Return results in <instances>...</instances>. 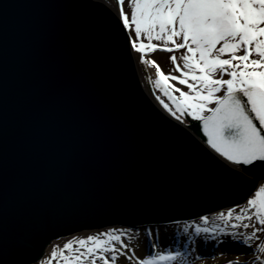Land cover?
Masks as SVG:
<instances>
[{"label":"water","instance_id":"water-1","mask_svg":"<svg viewBox=\"0 0 264 264\" xmlns=\"http://www.w3.org/2000/svg\"><path fill=\"white\" fill-rule=\"evenodd\" d=\"M129 37L100 0H0V264L85 229L195 220L264 184L149 78L148 94Z\"/></svg>","mask_w":264,"mask_h":264},{"label":"snow or ice","instance_id":"snow-or-ice-1","mask_svg":"<svg viewBox=\"0 0 264 264\" xmlns=\"http://www.w3.org/2000/svg\"><path fill=\"white\" fill-rule=\"evenodd\" d=\"M129 3L130 14L125 13V0H117L122 24L132 33L129 40L137 53L184 50L179 57H169L180 75L165 74L155 60L141 56L143 63L155 67V85L175 106V111L161 100L164 108L177 120L189 116L202 122L206 143L228 161L246 166L264 165V0H129ZM170 81H177L187 90ZM246 204L250 214L241 208L235 220L255 219L259 227L244 238V243L261 239L257 234L264 233V184ZM233 211L220 214L226 225L232 220ZM200 220L208 224L209 218L202 216ZM242 226L252 227L248 223ZM194 231L215 233L217 228H201L196 224ZM127 234L113 229L68 240L53 247L48 264L53 261L116 264L118 256L135 259L137 264H180V258L187 255L169 250L154 252L146 258L135 257L134 250L122 240ZM148 235L152 236L151 230ZM233 238H237L235 234ZM256 249L264 253V244H257ZM257 262L264 264V256L254 253L251 264ZM227 264H248V261L237 258Z\"/></svg>","mask_w":264,"mask_h":264},{"label":"bare ground","instance_id":"bare-ground-1","mask_svg":"<svg viewBox=\"0 0 264 264\" xmlns=\"http://www.w3.org/2000/svg\"><path fill=\"white\" fill-rule=\"evenodd\" d=\"M100 1L104 2L107 6H109L119 16V13H118L119 10L116 6V2H117L116 0H100ZM133 57H134L136 68H137L138 74L140 76L141 82L143 84V87L145 88V90L149 94L147 79L149 78L150 82L154 85L155 80L157 79L156 73L153 70H151V69L149 70V68L145 67L144 63L138 62L134 53H133ZM156 95L160 100H162V97L159 95V93H156ZM151 97L153 98L152 95H151ZM181 120L183 121V123L185 125H188L189 121H185V119H181ZM242 207L243 206L237 207L236 210L238 211V209H240ZM228 210H230V209H228ZM228 210L213 212L212 214L206 216L209 218V221H210L212 228L223 229V227L226 224H224L220 221L221 220L220 214L226 213ZM231 210H234L233 214L236 213L235 208H231ZM233 218H235V217L233 216ZM176 222H177L176 224L173 223V226H174V229L176 232L178 229L180 230L183 228V226H186L185 221H183V220L179 219ZM236 222L237 221L235 220V223ZM239 222H241V221H239ZM193 223L194 224L187 226L188 233L190 234V236L186 237V239L184 237L182 239H180V242H179L180 245H178L179 248L177 250L183 251L182 253L187 254L186 256L180 258V264H183L184 261H186V264H227V262L229 260H235L237 258H239V260H241V261H248V262L252 261L253 254L255 252L253 254L247 253V252L241 253L240 251H241L242 247L240 246L241 245L240 241H238L239 238L236 236L237 238L234 239L233 235L230 236L229 232H227L226 230H224L223 232H220V230H217L218 237L215 238V241H212L209 243L205 242V244H206V245H204L205 248L203 247L202 243H199V244L195 243L194 241L197 239V238H194L195 237L194 229H195L196 223L195 222H193ZM228 223L234 224L233 220H230ZM232 224H230V225H232ZM110 226H112V225H110ZM110 226H108V227H110ZM125 227H127V225H125ZM239 228H240L239 230L242 233L247 232L244 227L243 228L239 227ZM94 229H96V228H94ZM130 229H131V227H130ZM148 229L151 230V232H152L151 237H149V235H146V233L144 234V232L142 230L140 231L137 228H134L132 231V233L134 235L133 234H132V236L125 235L122 237V240L124 241V243L128 244L129 247L134 250L135 257L146 258L149 255H151L150 253H151L152 249H153V251L154 250L155 251L161 250V247H159V242L160 241L163 242V239H165V237L163 235L168 234V233H166V232H168L167 229H169V231H172V228H170L169 226H162V225L152 226ZM250 230L252 232L254 229H250ZM248 232H249V230H248ZM177 234L179 235V237H178V239H179L182 235L179 232H177ZM199 235H200V233H199ZM219 236H221L224 241L221 238H219ZM190 237H191V239H190ZM189 240H190V242H188ZM253 240H255V239H253ZM253 240H251V241H253ZM53 241H55V240H53ZM197 241H200V239L198 238ZM221 241H223V243ZM184 242H186V243H184ZM168 243L172 244L173 242L171 241V239H169ZM188 243H189V245H188ZM153 244H155L157 246L155 249L152 248ZM182 244H184V245H182ZM173 245L176 246L175 243H173ZM76 246L78 247V245H76ZM217 246H219V248ZM222 246L228 247V249L230 251H228L227 253H223V254L216 253L218 250H220V248ZM184 248L186 250L189 249V250H187L188 252H185ZM215 250H216V252H214ZM234 250H237V251H234ZM125 251H127V250H125ZM171 251H175V250L171 249ZM201 251H204V253L208 256L207 257H200L199 259L196 260L198 253ZM213 252H214V254H213ZM129 254L131 255V253H129ZM255 255L264 256V253L258 252V254L255 253ZM199 256H202V254L200 253ZM53 262H55V261H53ZM98 264H103V261H98ZM116 264H137V262L135 259L127 260L124 256H118ZM162 264H169V262H162ZM171 264H178V262H171ZM257 264H259V262H257Z\"/></svg>","mask_w":264,"mask_h":264},{"label":"rangeland","instance_id":"rangeland-1","mask_svg":"<svg viewBox=\"0 0 264 264\" xmlns=\"http://www.w3.org/2000/svg\"><path fill=\"white\" fill-rule=\"evenodd\" d=\"M116 6H117V8H118V10H119V6H118V4H117V2H116ZM124 10H125V13H128V14H130V3H129V0H125V4H124ZM118 13H119V16H120V11H118ZM120 18L122 19V17L120 16ZM128 30V29H127ZM128 32H129V36H131L132 35V33L128 30ZM145 42H147L146 40H145ZM154 43H157V44H159V43H161V42H158V41H153ZM132 51H133V53H134V55H135V57H136V59H137V61L138 62H142L143 63V61H142V59H141V56L143 55V57H144V59H147V60H155L158 64H159V66H160V68H161V70L165 73V74H169V73H171L172 75H180V73L179 72H176L175 71V69H174V65L171 63V61H170V59H169V57L171 56V55H176L177 57H179L182 53H183V51L184 50H180V51H178V52H174V53H168V52H165V51H160V50H158V51H155V52H153V53H147V54H141V53H137L136 51H135V49H133L132 48ZM242 54V53H241ZM181 65H182V61H178ZM144 65H145V67H147V68H149V70L151 69V70H153L155 73H156V69H155V67L153 66V65H151V64H145L144 63ZM225 78H227V77H225ZM170 83H172V84H175V86L176 87H180L182 90H187V88H186V86H183V85H179L178 84V82L177 81H170ZM157 91V93H159V95L162 97V100L165 102V103H168L169 104V102L165 99V97L160 93V91L157 89L156 90ZM178 95V94H177ZM170 105V104H169ZM171 106V105H170ZM172 107V106H171ZM243 207V209H245V211L246 212H248L249 214H250V211L251 210H249V209H247V204L245 203V204H243L242 205ZM241 209V208H240ZM240 209H238V211L236 210V208H235V210H236V213L235 214H233V216L235 217V215L236 214H239L240 213ZM227 213V212H226ZM225 213V214H226ZM198 220V219H197ZM195 220L196 222V224H199L200 225V227L201 228H204V227H208V228H212V226H211V224H210V221L208 220V224H204L203 223V221L202 220ZM233 220V222H234V224H240L241 225V227L243 228V226H242V223L244 222V223H248V224H250L252 227H249V228H245L246 229V233H242L239 229H237V228H232L231 227V225L230 224H232V223H228L227 225H225L224 227H223V229L224 230H226L227 232H229V234H230V236L231 235H233V234H235L238 238H239V240L238 241H240V243H241V253H244V252H247V253H251V254H253L254 252L255 253H257L258 254V252L256 251L257 249H256V245L257 244H264V233H258L257 235L258 236H260L261 237V239H255V240H253V241H248L247 243H244V238L245 237H247L248 235H250V233H251V231H250V229L251 228H255V227H259V225L257 224V222L255 221V219H253V220H251V221H249V220H244L243 222H239V221H237L236 223H235V218H233L232 219ZM222 223H224L225 224V221L223 220V219H221L220 220ZM113 229H116V230H122V231H125V232H127L128 234L127 235H130V236H132V231H133V229H130V228H128V227H122V226H119V225H115V226H110V227H106V228H102V229H85V230H82V231H79V232H76V233H74V234H71V235H68V236H65V237H63V238H60V239H58V240H55V241H53L48 247H47V249H46V251H45V254H44V256L41 258V260L40 261H38V262H36L35 264H48V261H49V259H50V253L52 252V250H53V247L54 246H56V245H60V246H62L66 241H68V240H76V239H81V238H86L87 236H89V235H95V234H98V233H104V232H107V231H109V230H113ZM248 230H249V232H248ZM211 233H213V232H208V235L209 234H211ZM205 234H207V233H205ZM240 234H243V236H241ZM134 235V234H133ZM123 237V236H122ZM117 246H119V244H118V242H117ZM227 248H225V247H221L220 248V252H222V253H225V252H227ZM230 251V250H229ZM234 251H237V250H234ZM54 264L56 263V262H53ZM248 264H251L250 262H248Z\"/></svg>","mask_w":264,"mask_h":264}]
</instances>
